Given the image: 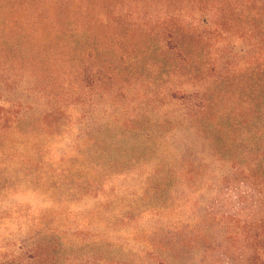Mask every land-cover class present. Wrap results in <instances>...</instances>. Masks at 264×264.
I'll use <instances>...</instances> for the list:
<instances>
[{
	"label": "rangeland",
	"instance_id": "1",
	"mask_svg": "<svg viewBox=\"0 0 264 264\" xmlns=\"http://www.w3.org/2000/svg\"><path fill=\"white\" fill-rule=\"evenodd\" d=\"M13 2L0 264H264V0Z\"/></svg>",
	"mask_w": 264,
	"mask_h": 264
},
{
	"label": "trees",
	"instance_id": "2",
	"mask_svg": "<svg viewBox=\"0 0 264 264\" xmlns=\"http://www.w3.org/2000/svg\"><path fill=\"white\" fill-rule=\"evenodd\" d=\"M22 4V3H21ZM21 4H17L16 6H15V3L13 2V0H0V32H1V30H4V26H7L8 24H6V23H4L3 25H2V23H1V20H5L4 19V17H6V16H8V15H10V14H13V13H15L18 9H16L19 5H21ZM23 5H25V4H23ZM23 5H21L20 7L21 8H24V7H22ZM27 6H32L33 8L35 7V6H37V9L39 10L40 9V6L37 4H33V5H29V3L28 2H26V7ZM44 8V7H43ZM10 12V13H9ZM45 11H43V14H42V18L43 19H41V20H43L44 21V19H46L47 20V18L45 17V13H44ZM5 13H7L6 15H3V14H5ZM11 20H13V19H11ZM41 20H39V19H35L34 20V22L33 23H37V24H41L43 21H41ZM14 29V28H13ZM42 32V30L40 29V30H38V32L36 31V30H34L33 31V34L31 33H29V34H27V36H26V38L29 40V41H32L33 39H35V36H36V33L38 34V33H41ZM8 41V40H7ZM12 43H13V45H15V46H19V43H18V41H15V39H13L12 41H11ZM0 47H2L1 45H0Z\"/></svg>",
	"mask_w": 264,
	"mask_h": 264
}]
</instances>
